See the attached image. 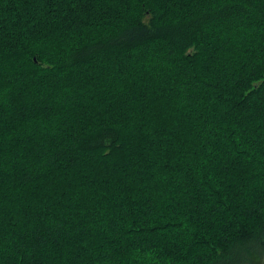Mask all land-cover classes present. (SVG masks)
I'll list each match as a JSON object with an SVG mask.
<instances>
[{
	"label": "trees",
	"instance_id": "1",
	"mask_svg": "<svg viewBox=\"0 0 264 264\" xmlns=\"http://www.w3.org/2000/svg\"><path fill=\"white\" fill-rule=\"evenodd\" d=\"M0 264H264V0H0Z\"/></svg>",
	"mask_w": 264,
	"mask_h": 264
}]
</instances>
